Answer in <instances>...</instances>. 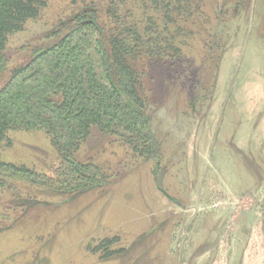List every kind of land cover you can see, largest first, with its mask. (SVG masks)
Wrapping results in <instances>:
<instances>
[{
  "label": "rangeland",
  "instance_id": "374dc122",
  "mask_svg": "<svg viewBox=\"0 0 264 264\" xmlns=\"http://www.w3.org/2000/svg\"><path fill=\"white\" fill-rule=\"evenodd\" d=\"M109 1L46 0L8 38L0 88L87 4L106 25ZM162 1L115 4L135 25L140 54L130 64L161 150L156 174L152 161L93 131L76 157L109 169V183L72 196L28 186L4 196L0 264H264V0H179L195 19L172 17L173 33L163 29ZM5 138L2 162L53 178L60 160L47 135Z\"/></svg>",
  "mask_w": 264,
  "mask_h": 264
},
{
  "label": "trees",
  "instance_id": "16d2710c",
  "mask_svg": "<svg viewBox=\"0 0 264 264\" xmlns=\"http://www.w3.org/2000/svg\"><path fill=\"white\" fill-rule=\"evenodd\" d=\"M45 1L0 0V76L8 66V38L35 20ZM69 1L76 5L83 0ZM115 4L116 0H110L106 7V25H100L93 3L58 23L48 36L52 42L32 48L29 61L11 70L0 88V146L10 131H41L50 138L60 160L52 179L0 160V201L4 196L21 197L18 186L66 196L104 188L111 179L110 170L80 163L76 157L93 131L117 139L130 157L138 153L144 162L152 161L155 174L159 169L160 146L139 94L142 74L130 64L140 54L132 44L135 25L124 23L126 16L117 15ZM160 4L163 29L170 33L172 17L181 25L195 19L179 0ZM176 29L184 34L183 29ZM149 52L163 57L162 49Z\"/></svg>",
  "mask_w": 264,
  "mask_h": 264
}]
</instances>
